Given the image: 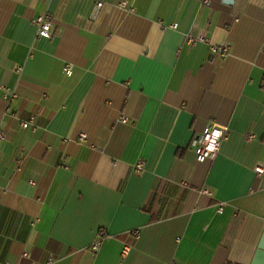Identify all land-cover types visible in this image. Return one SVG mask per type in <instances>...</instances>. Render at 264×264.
<instances>
[{"label":"crops","instance_id":"0c3cea01","mask_svg":"<svg viewBox=\"0 0 264 264\" xmlns=\"http://www.w3.org/2000/svg\"><path fill=\"white\" fill-rule=\"evenodd\" d=\"M97 1L0 0V264H251L264 234V0H129L133 12L103 0L91 18ZM46 9L54 32L38 37ZM224 29L225 60L185 43ZM213 124L227 138L199 162Z\"/></svg>","mask_w":264,"mask_h":264},{"label":"built area","instance_id":"2783aa9c","mask_svg":"<svg viewBox=\"0 0 264 264\" xmlns=\"http://www.w3.org/2000/svg\"><path fill=\"white\" fill-rule=\"evenodd\" d=\"M103 5H104L103 0H98L96 2L92 10V13H91V18H96L98 16L99 11ZM117 6L128 12L135 11V8L130 4L129 0H119L117 2ZM34 23L37 27L38 37H50L53 34L54 32L53 14L49 9H46L38 13V15L34 19ZM169 26L175 29L178 27L176 23H173ZM185 43L188 46H194L197 43H207L209 44L212 58L219 57L222 60L226 59V57L230 54L231 48H232L231 42L229 40V29H224L222 31L221 39H219L218 41H211L205 35L195 36L193 34H188L186 36ZM73 66H74L73 63L66 64L65 69H64L66 75H70L72 73ZM19 69L21 70L22 68L20 67ZM263 85H264V82H263ZM2 87L5 90L6 95H8L11 100L17 96L15 91H10L5 86H2ZM34 121H35V116L31 115L29 119L23 120L21 124L24 128H28L34 124ZM122 121L127 122L128 119L126 117H122ZM217 132L220 133L218 138L213 135L214 133H217ZM227 132H228V127L219 126L217 124H213L207 131H205L196 143V147H195L196 160L199 162H203L206 160H214L220 151L222 142L227 138ZM5 137H6V132L0 129V141L5 139ZM251 137H253V135ZM87 138H88V135L85 132H82L80 134L81 142H85ZM213 141H215L214 150L209 151L208 145L209 143H212ZM62 166L65 168H69L66 162L62 163ZM136 168L138 171L142 170L143 162H139ZM256 172H257V175L261 177L264 173V166L262 164L257 165ZM223 211H224V203L221 202L218 205L217 212L222 213ZM105 234L106 233L104 230L100 231L99 237L91 245V249L93 251H98ZM139 236H140V229L137 228L131 231V237L133 239H137L139 238ZM130 251H131V243L124 244L123 249H122V256L126 257L130 253ZM45 264H52V261L49 260Z\"/></svg>","mask_w":264,"mask_h":264},{"label":"water","instance_id":"95a60500","mask_svg":"<svg viewBox=\"0 0 264 264\" xmlns=\"http://www.w3.org/2000/svg\"><path fill=\"white\" fill-rule=\"evenodd\" d=\"M251 264H264V234Z\"/></svg>","mask_w":264,"mask_h":264},{"label":"clouds","instance_id":"9594fccd","mask_svg":"<svg viewBox=\"0 0 264 264\" xmlns=\"http://www.w3.org/2000/svg\"><path fill=\"white\" fill-rule=\"evenodd\" d=\"M213 135L218 138L220 133L217 132V133H214ZM214 143H215V141H213L212 143H209V145H208V150L209 151L214 150Z\"/></svg>","mask_w":264,"mask_h":264},{"label":"trees","instance_id":"16d2710c","mask_svg":"<svg viewBox=\"0 0 264 264\" xmlns=\"http://www.w3.org/2000/svg\"><path fill=\"white\" fill-rule=\"evenodd\" d=\"M154 194L151 196V199H150V201H149V205H151L152 204V202H153V199H154ZM226 264H231V263H226Z\"/></svg>","mask_w":264,"mask_h":264}]
</instances>
